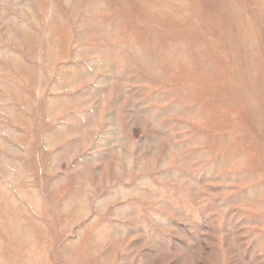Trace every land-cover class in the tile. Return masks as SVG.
I'll list each match as a JSON object with an SVG mask.
<instances>
[{
    "label": "rangeland",
    "instance_id": "obj_1",
    "mask_svg": "<svg viewBox=\"0 0 264 264\" xmlns=\"http://www.w3.org/2000/svg\"><path fill=\"white\" fill-rule=\"evenodd\" d=\"M161 1L0 0V264H264L234 8ZM232 1L259 81L264 0Z\"/></svg>",
    "mask_w": 264,
    "mask_h": 264
},
{
    "label": "bare ground",
    "instance_id": "obj_2",
    "mask_svg": "<svg viewBox=\"0 0 264 264\" xmlns=\"http://www.w3.org/2000/svg\"><path fill=\"white\" fill-rule=\"evenodd\" d=\"M161 2L166 4L167 6H169L168 4L171 3V1H169V0H162ZM191 2L196 4V3L199 2V0H191ZM222 2H223L224 6L230 5V8H234L232 13H231V16L234 18V21L232 19H228L227 20V19L224 18V20L226 22H232V24H231L232 29L231 30L228 29L226 31V38H227V43L226 44L230 45V46H233V45L238 46V47H240L239 49H241L245 53V58L246 59L242 61V64L239 65V67L241 66L240 70H243V71L247 72V77L246 78L248 80L249 79L252 80V90L257 92L260 95L258 101H260L261 104H262V109L261 110H264V93H263V90H262V88L264 87V79H260L259 81H253V79L251 77V74H253L255 72V67L252 65L253 62H254V59H255V55L251 51V46H253V48L255 46V43H253L254 39H251V42H252V43H250L251 45H248V44H246L244 42L245 39L242 38V32L247 30L248 25L247 24L244 25V23H243L240 26V28L238 27V20H239L241 11L239 10L240 8L237 9L236 3L234 1H232V0H230V1L229 0H222ZM218 7H220V5H218ZM158 12H157V14H158ZM175 14L178 15V16H180V14H182V16H183L184 11L183 10H179ZM176 17H174V18H176ZM241 17H242L243 20H246V15L245 14L241 13ZM242 19H241V22H242ZM172 23L175 24V26L182 27L183 30L186 31V28L182 24L174 23L173 21H172ZM223 23L224 22L222 21V25H223ZM193 30H195V29H193ZM186 38H188L190 40V42L188 43L189 46L195 44L194 38H190L188 36H186ZM215 45L216 44H214L213 46L215 47ZM247 46L249 47V49H248ZM259 60H261V58H259ZM248 104H249V102H248ZM252 108H254V106ZM261 114H262V116H264L263 113H261ZM263 142H264V140H263Z\"/></svg>",
    "mask_w": 264,
    "mask_h": 264
}]
</instances>
